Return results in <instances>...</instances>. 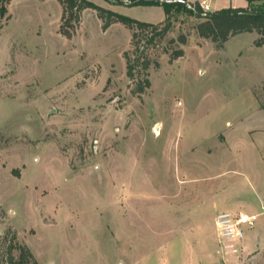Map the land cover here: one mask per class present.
Here are the masks:
<instances>
[{
    "label": "rangeland",
    "instance_id": "1",
    "mask_svg": "<svg viewBox=\"0 0 264 264\" xmlns=\"http://www.w3.org/2000/svg\"><path fill=\"white\" fill-rule=\"evenodd\" d=\"M113 10L149 22L163 15L144 5ZM60 18L57 0H10L0 19V260L22 244L29 264H264V215L250 253H225L214 226L218 212L264 214V193L261 210L236 203L253 191L245 175L264 167L243 125L226 133L264 75L252 34L221 50L225 42L196 33L201 16L171 11L163 35L132 44V30L103 29L92 9L70 38ZM238 50L258 53L263 68L235 61ZM125 52L148 58V69L128 77ZM146 77L150 87L134 93ZM254 92L264 102L263 89ZM245 123L264 127V117Z\"/></svg>",
    "mask_w": 264,
    "mask_h": 264
},
{
    "label": "trees",
    "instance_id": "2",
    "mask_svg": "<svg viewBox=\"0 0 264 264\" xmlns=\"http://www.w3.org/2000/svg\"><path fill=\"white\" fill-rule=\"evenodd\" d=\"M61 7V18L59 25V33L66 38H70L72 33L79 23L82 13L86 9H92L96 12L97 17L102 21V28L107 29L112 23H121L126 28L132 30L131 42L137 44L141 41L142 36L146 33L152 35L148 39L151 42L152 37L163 35L169 27L170 13L171 11L179 12L184 11L189 14H195L201 16L203 20L196 25V33L199 37L210 39L216 44L218 48L222 47L230 37L243 32H256L258 37L254 40L253 44L256 47L264 45V8L257 7V10H253L249 7H227L214 12H207L203 10L201 4L198 1L189 2L187 0H132L129 5H160L163 8L165 19L159 23H149L140 21L112 10L103 8L90 0H57ZM249 4H252L254 0H247ZM264 1V0H263ZM10 0H0V19L7 14V5ZM254 7V6H252ZM8 16H6L7 18ZM160 25H163L160 28ZM180 43H185L184 35H180ZM147 42L144 43V45ZM183 54L181 49L174 52L171 59H176ZM126 59V75L133 77L134 70L137 66H140L144 71L148 69L150 60L143 57L139 62L140 57L131 59L127 52L124 53ZM150 87V81L148 78H144L141 82L136 84L134 93L140 94L145 88ZM261 108L264 110V103L261 104ZM15 176L18 175V171L13 169ZM6 237H4V240ZM14 247L18 250V255L13 256L11 250H6V258L0 260L1 264H29L35 263L34 257L30 250L22 244H16Z\"/></svg>",
    "mask_w": 264,
    "mask_h": 264
},
{
    "label": "crops",
    "instance_id": "3",
    "mask_svg": "<svg viewBox=\"0 0 264 264\" xmlns=\"http://www.w3.org/2000/svg\"><path fill=\"white\" fill-rule=\"evenodd\" d=\"M46 1H50V0H46ZM90 1H92V0H90ZM187 1H189V2L198 1L202 6H207L208 11H210V12H214V11L220 10L222 8H227V7H233V8L243 7L244 8V7L252 6V4H249L247 0H238L239 3H236L237 0H228V2L226 4L224 3V5H222V7H220V8L215 5L216 4V0H187ZM92 2L97 4V5H99V6H101V7H103V8H106V9H109V10H112V11H114L113 9L118 8V7H128V6H130V5H124V4H114V5H112V4H108V3L104 2L103 0H93ZM214 6H216V7H214ZM144 7L149 8V9L150 8H160L161 11H162V14H163L158 19H155L156 21H153V22L144 21V22L159 23V22L164 21L165 14H164L163 8L161 6L144 5ZM86 10H89V9H86ZM86 10H84V12ZM114 12H116V11H114ZM116 13H118V12H116ZM121 13H123V12H120L119 14H121ZM123 14H126V13H123ZM140 21H143V20H140ZM115 24H117V23H112L109 27H111V26H113ZM245 33L252 34V38L250 39V43L249 44H250L251 47H253V50L254 51H263L264 52V45L260 46V47H256L253 44L254 40L257 38L256 34L253 33V32H250V33L249 32L238 33V34L230 37L224 43V47L221 50L225 49V45L228 43V41L234 39L235 37H237L239 35L245 34ZM254 34H255V36H254ZM242 56H243V51L242 50H238L234 60L236 61L237 59L241 58ZM243 57H245L247 59H251L255 66H257L259 68H263V64H262L260 55L258 53H255V52L254 53H250L249 55H246V56H243ZM258 86H260L263 89V91H264V75H262V77H260L256 82L251 84L250 93H251L253 104H252V106L250 108V111L247 113V115L241 116L240 118H238L235 121V122H237V121L238 122L234 125V127L232 129H230L226 133H227V139H232L231 132L236 131V129L238 127L243 125V127H244L243 134L248 139V142H249L248 145L251 148L250 150L253 151L254 154L257 156V158L259 160V164L264 167V144L260 140H258L259 136L264 132V127L255 128V125H253V126L252 125H248V126L245 125V124H247L245 122H248V121L253 119L254 112L258 115L259 118L260 117L261 118L264 117V110L261 108V104L264 103V102H261L262 99L258 98L256 96L255 92H254V90L256 88H258ZM255 117H257V116H255ZM239 171H241V170H239ZM241 172H243V171H241ZM263 173H264V170H263ZM245 176H246L247 183L249 182L251 184V186L253 188V191L252 192L249 191V193L245 197H240L238 200H236V201H238L236 203H250V204H253V205H255V204L259 205L260 202L262 201L261 200V195L264 193V175L261 176L260 174H255V175H250L249 176V174L247 173ZM22 178H23V176H22ZM261 203H263V202H261ZM226 205L227 204H224L223 207H218V208L229 207V206H226ZM258 205H257V207H259V210H261L262 208H260V205L259 206ZM244 210L246 212H248L249 214L257 215L253 228H250V229L247 230L246 235H245V237L243 239V242H242L243 250L246 253H250L253 250L252 246L257 245L256 243L254 245L252 243V232H254V230L256 229V226L258 225V223L260 222V220L263 217L262 215H264V214L261 213V212H258L256 210L255 211L248 210V209H244Z\"/></svg>",
    "mask_w": 264,
    "mask_h": 264
},
{
    "label": "built area",
    "instance_id": "4",
    "mask_svg": "<svg viewBox=\"0 0 264 264\" xmlns=\"http://www.w3.org/2000/svg\"><path fill=\"white\" fill-rule=\"evenodd\" d=\"M203 10L208 11L207 6H202ZM264 208V207H262ZM255 214L240 212H218L214 217V226L217 237L225 253L234 254V256L243 250L242 242L248 229L252 228L256 220ZM239 256V255H238ZM237 257V256H236ZM235 258V257H234ZM236 264H240L239 260Z\"/></svg>",
    "mask_w": 264,
    "mask_h": 264
}]
</instances>
